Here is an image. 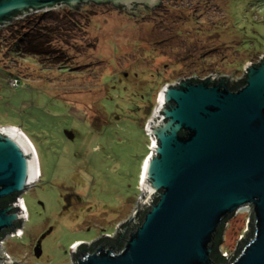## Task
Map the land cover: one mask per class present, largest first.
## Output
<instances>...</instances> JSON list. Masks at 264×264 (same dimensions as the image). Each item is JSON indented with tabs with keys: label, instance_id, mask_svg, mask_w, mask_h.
<instances>
[{
	"label": "rangeland",
	"instance_id": "1",
	"mask_svg": "<svg viewBox=\"0 0 264 264\" xmlns=\"http://www.w3.org/2000/svg\"><path fill=\"white\" fill-rule=\"evenodd\" d=\"M124 10L89 4L28 15L43 18L39 32L61 26L48 35L65 56L53 64L54 55L13 53L4 45L13 36L2 32L11 24L0 28V128L31 139L41 170L22 196L24 236L1 242L20 264H74L76 244L113 237L132 218L153 148L146 129L165 86L211 75L237 84L264 56V0H164L140 16ZM247 223L248 211L229 221L228 256Z\"/></svg>",
	"mask_w": 264,
	"mask_h": 264
},
{
	"label": "water",
	"instance_id": "2",
	"mask_svg": "<svg viewBox=\"0 0 264 264\" xmlns=\"http://www.w3.org/2000/svg\"><path fill=\"white\" fill-rule=\"evenodd\" d=\"M89 4H112L140 16L137 10L148 12L147 8L155 9L162 1L0 0V28L19 16ZM139 6L146 9H135ZM261 60L260 65L244 67L247 81L235 91L229 88L228 77L216 81L212 75L200 83L187 79L163 88L146 129L153 148L143 169L144 198H139V208L130 219L148 207L143 223L121 248L99 241L116 239L122 226L115 236L93 243L92 250L81 253L88 244H76L71 250L74 264H216L212 253L221 225L231 215L246 211L245 233L236 250L226 256L237 252L250 233L251 222L253 237L227 264H264L263 55ZM39 170L29 139L19 129L1 127L0 202L26 194L37 184ZM17 207L21 215L12 213ZM27 218L21 198L9 208L0 207V235L15 231L21 236L18 222ZM4 254L2 250L6 258Z\"/></svg>",
	"mask_w": 264,
	"mask_h": 264
},
{
	"label": "trees",
	"instance_id": "3",
	"mask_svg": "<svg viewBox=\"0 0 264 264\" xmlns=\"http://www.w3.org/2000/svg\"><path fill=\"white\" fill-rule=\"evenodd\" d=\"M37 17L34 16H28L26 17L24 20L19 21V22H11V25L8 26L5 30H3L2 28V32L3 31H7L8 36H13L14 41L12 43V39L11 37L7 38V36H5L6 39H11L10 43L4 44V45H8L9 50H11L13 53L17 54V55H21V57H26V58H40L42 55H54L52 57V61L51 63L53 64L54 60L55 61H59V58H64V53L61 51V49H57L54 47L49 46L50 44V37L48 38L49 34H53L55 32V30H62L61 26H57L56 28L53 27L52 29L50 27H45L43 28L42 31H38V26H39V22L43 19H39L38 21H35L37 19H35ZM35 19V20H34ZM0 29V30H1ZM41 35V37L38 38V36ZM50 36V35H49ZM46 39V40H45ZM4 40V39H3ZM5 42V41H4ZM43 62V60H41ZM51 64V65H52ZM194 83H200L202 82L201 79H192L191 80ZM247 81V78L244 80H241L240 82H238L237 84H232L229 80H228V85L229 88L232 91H235L237 88L242 87ZM146 134V133H145ZM147 136V135H146ZM149 148L147 146V153ZM147 153L144 154L141 158V168H140V178L139 180H141V169H142V165L144 164V159L147 156ZM147 160V159H146ZM20 195H16L13 196V198L11 199L10 205L13 202H16V199L19 198ZM159 198H155L154 199V204H156L158 202ZM5 202V200H4ZM4 202L1 201L0 205H4ZM150 208L148 207H144L137 215V217L131 221H127L125 224L122 225L121 230H119L118 234H117V238L116 239H104L101 240L99 242H103L104 244L107 245H118L119 248L123 247V245L125 244V240L128 238V235L136 230L144 221V217L146 215V213L149 211ZM235 215H231L225 222H223V224L221 225L217 236H216V241H215V248L213 250L212 253V258L215 261L216 264H227L229 262H232L237 255L239 254V252L241 251L242 247L247 244L253 237V227H252V222H251V229H250V233L246 236L245 239H243L237 249V252H235V254L230 258L228 256H226L227 252H225L222 249V244L224 242V235H225V231L227 228V224L229 223V221L234 217ZM124 236V240L121 241V237ZM3 240V236H0V246H1V242ZM98 242V243H99ZM86 246V245H85ZM89 250H92L94 248V246H87ZM1 248V247H0Z\"/></svg>",
	"mask_w": 264,
	"mask_h": 264
},
{
	"label": "flooded vegetation",
	"instance_id": "4",
	"mask_svg": "<svg viewBox=\"0 0 264 264\" xmlns=\"http://www.w3.org/2000/svg\"><path fill=\"white\" fill-rule=\"evenodd\" d=\"M162 1V4L160 5V6H163V3H164V0H161ZM159 6V7H160ZM80 8V7H79ZM78 8V9H79ZM158 7H156L155 9H157ZM78 9H74V10H78ZM148 9V8H147ZM154 9V10H155ZM38 15L39 14H41V13H37ZM42 14H44V13H42ZM34 16H36V15H34ZM262 61L263 60H261L260 62H259V64L258 65H260L261 63H262ZM13 197H10V198H7V199H5V202H4V200H3V202H4V205H0V207H3V208H9L10 206H13V205H15V204H17L18 203V199L19 198H21L22 200H23V203L26 205V201H25V198L24 197H22V196H19V198H17L16 199V202H13L11 205H10V203H8V202H11V199H12ZM26 209H27V206H26ZM27 212H28V209H27ZM12 213L13 214H18V215H21V213H22V211L17 207V208H15L13 211H12ZM24 220H22V221H20V222H18V224H19V227H20V229H21V234L20 235H23L24 236V234H25V232H24ZM18 234L19 233H16L15 231H10V232H6V233H4V234H2V235H0V236H3V240L4 239H9V238H12L13 237V239L12 240H14L15 238H14V236H18ZM6 239V240H7ZM2 240V241H3ZM10 240V239H9ZM10 242V241H9ZM95 244H93V245H88V246H94ZM37 246V245H36ZM40 246V245H39ZM1 247V246H0ZM86 250H88V247H87V245L86 246H83L82 248H81V250L79 251V252H83V251H86ZM1 248H0V264H20L19 263V260L18 259H13L9 254H4V256L6 257V258H4L3 256H1ZM6 252V251H5Z\"/></svg>",
	"mask_w": 264,
	"mask_h": 264
},
{
	"label": "bare ground",
	"instance_id": "5",
	"mask_svg": "<svg viewBox=\"0 0 264 264\" xmlns=\"http://www.w3.org/2000/svg\"><path fill=\"white\" fill-rule=\"evenodd\" d=\"M32 15H33V13H32ZM4 128H6V127H4ZM10 128H13V127H10ZM13 129H16V128H13ZM28 138V137H27ZM29 139V138H28ZM29 141L31 142V144L33 145V143H32V141H31V139H29ZM33 147H34V145H33ZM35 152H36V150H35ZM36 155H37V152H36ZM38 157V156H37ZM38 159V158H37ZM38 166H39V160H38ZM39 173H40V176H38V180H37V183H39L40 182V179H41V170H39ZM25 209H26V206H25ZM26 211H27V209H26ZM27 214H28V212H27ZM130 220V219H129ZM128 220V221H129ZM2 244V243H1Z\"/></svg>",
	"mask_w": 264,
	"mask_h": 264
},
{
	"label": "built area",
	"instance_id": "6",
	"mask_svg": "<svg viewBox=\"0 0 264 264\" xmlns=\"http://www.w3.org/2000/svg\"><path fill=\"white\" fill-rule=\"evenodd\" d=\"M27 17H28V15H27ZM20 18H26V17H23V16H19V18L18 19H20ZM16 81V82H15ZM14 82V86L15 87H19L18 85H19V82H18V80H15Z\"/></svg>",
	"mask_w": 264,
	"mask_h": 264
},
{
	"label": "crops",
	"instance_id": "7",
	"mask_svg": "<svg viewBox=\"0 0 264 264\" xmlns=\"http://www.w3.org/2000/svg\"><path fill=\"white\" fill-rule=\"evenodd\" d=\"M35 149V148H34Z\"/></svg>",
	"mask_w": 264,
	"mask_h": 264
}]
</instances>
